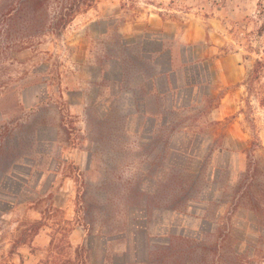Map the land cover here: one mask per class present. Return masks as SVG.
Returning a JSON list of instances; mask_svg holds the SVG:
<instances>
[{
	"label": "rangeland",
	"instance_id": "374dc122",
	"mask_svg": "<svg viewBox=\"0 0 264 264\" xmlns=\"http://www.w3.org/2000/svg\"><path fill=\"white\" fill-rule=\"evenodd\" d=\"M60 11L0 0V264L264 245L225 203L249 168L264 184V0H94L54 28Z\"/></svg>",
	"mask_w": 264,
	"mask_h": 264
},
{
	"label": "trees",
	"instance_id": "16d2710c",
	"mask_svg": "<svg viewBox=\"0 0 264 264\" xmlns=\"http://www.w3.org/2000/svg\"><path fill=\"white\" fill-rule=\"evenodd\" d=\"M26 1L32 2L34 12H40L49 0H20L21 4ZM61 5V11L52 22L55 28L61 26L66 28L75 16L84 11H88L94 4V0H56ZM45 24L42 22L39 31H43ZM74 167L73 161H68V175H72ZM230 194L227 196L225 203L229 217L240 210H251L259 218L257 225L264 227V184H257L255 169L247 170V173L241 178L237 185L229 187ZM34 233H37L41 223L37 221L32 224ZM226 229V228H225ZM33 231V230H32ZM230 233L220 232L218 237L222 240ZM176 240L185 241V238L176 237ZM197 241V240H196ZM24 238H20L15 246L25 244ZM177 255V256H176ZM161 264H257L264 259V245L255 247L251 253V248H233L224 244L222 241L207 243L198 241L196 244L191 242H182L176 246L169 245L167 250L162 254ZM174 256V257H173Z\"/></svg>",
	"mask_w": 264,
	"mask_h": 264
}]
</instances>
